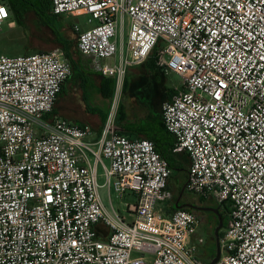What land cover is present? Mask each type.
<instances>
[{
  "label": "built area",
  "instance_id": "2783aa9c",
  "mask_svg": "<svg viewBox=\"0 0 264 264\" xmlns=\"http://www.w3.org/2000/svg\"><path fill=\"white\" fill-rule=\"evenodd\" d=\"M0 0V25L10 18ZM52 12L87 14L78 50L103 76L156 52L181 84L162 106L175 152L190 158L186 189L228 204L216 264H264V0H52ZM73 66L61 47L0 55V264H208L191 244L193 209L170 214L172 169L150 139L54 114ZM97 146L94 149L93 146ZM134 196L126 214L102 201Z\"/></svg>",
  "mask_w": 264,
  "mask_h": 264
},
{
  "label": "crops",
  "instance_id": "0c3cea01",
  "mask_svg": "<svg viewBox=\"0 0 264 264\" xmlns=\"http://www.w3.org/2000/svg\"><path fill=\"white\" fill-rule=\"evenodd\" d=\"M82 15L86 14H62L59 15V20L64 22L62 18L65 16ZM76 25L78 24L70 27L76 31ZM40 42L48 44L42 38ZM36 45L33 43L34 47ZM58 47L63 49L62 46ZM38 49V52L46 51L41 49V46ZM120 55L118 52L116 56L98 62H95L92 56L80 52L77 57L66 55L67 59L72 61L73 70L57 95L54 114L71 123L89 124L93 128V135L88 140L99 139L107 120L112 116L118 133L132 139L146 138L154 141L159 153L163 157L170 156L173 164L178 167L177 171L174 170L178 179V182H174V190L172 189L174 200L158 203V208L162 209L163 213L170 214L177 209L175 198L180 190L179 172L189 170L190 166L187 153L174 151L175 136L166 129L163 120L162 106L172 99L177 86H167L169 74L164 73L158 66L156 52H152L143 63L128 67L120 81L115 76L101 75L98 63L113 65L119 62ZM93 148L97 149V146ZM180 203L191 202L186 200L183 194Z\"/></svg>",
  "mask_w": 264,
  "mask_h": 264
},
{
  "label": "rangeland",
  "instance_id": "374dc122",
  "mask_svg": "<svg viewBox=\"0 0 264 264\" xmlns=\"http://www.w3.org/2000/svg\"><path fill=\"white\" fill-rule=\"evenodd\" d=\"M7 6L10 11V18L0 25V55L17 56L27 54V52H38L39 46L46 51L52 50L55 47L61 46L57 40V36L54 34L53 27H56L61 34L70 41L69 53L72 56H78V35L74 31L73 26L78 24L83 30L91 27L89 23V15L82 16H65L62 18L64 22L58 20L53 23V26L44 21L36 12H34L32 6L25 0H17L16 9L24 10L22 14H17L11 7L10 0L7 1ZM25 11H27L25 13ZM25 13V14H24ZM14 21V24H12ZM65 23V24H64ZM68 26H67V25ZM41 38L48 42H40ZM36 43L39 46H33ZM121 54V47H119V55ZM181 84V79L176 74H169L167 78V86L176 87ZM98 182L100 184L99 193L106 208L113 213L114 210L119 211L121 214H126V204L134 202V196L130 193H125L121 198L117 197L114 189H112V196H110L109 189L103 184L106 181L104 176V170L99 168ZM180 179L179 188L186 186L188 181V170H181L178 175ZM177 194V193H176ZM185 198L191 204L202 207H214L220 206V203L213 197H206L204 201L201 200L199 195H196L187 189L185 190ZM223 210V206H221ZM196 209L198 222L195 226L194 233L191 236V244L196 245L197 255L203 258L208 264L215 258L217 254L215 228L217 225V218L212 214V211H204ZM214 213V212H213ZM224 230L229 224V218L224 219ZM221 230V231H222Z\"/></svg>",
  "mask_w": 264,
  "mask_h": 264
},
{
  "label": "trees",
  "instance_id": "16d2710c",
  "mask_svg": "<svg viewBox=\"0 0 264 264\" xmlns=\"http://www.w3.org/2000/svg\"><path fill=\"white\" fill-rule=\"evenodd\" d=\"M25 1H27V3H29L32 6L33 9H31V10H33L34 12H36L44 21L50 23L52 26H53V23L54 22H57L60 19V16L59 15H56V14H53L52 13V0H25ZM10 2H11L12 9L17 14H22L24 12V10L16 9L15 5H16L17 0H10ZM26 12L27 11H25V13ZM51 19H53V20L51 21ZM53 30H54V34L57 36L58 42L60 43V45L63 47V50L65 51V54L67 56H70V53H69L70 52L69 49L71 47L70 41L68 39H66L61 34V32L57 30L56 27H53ZM39 52H44V51H39ZM27 53H31V51H29ZM164 157L167 159V161H168L169 166L171 167V169H173L172 175L170 177L169 188L171 190L172 189L174 190V188H173L174 182H178V179L176 177L177 172H174V170L177 171L178 170V167L173 164V160H172V158L170 156H164ZM181 191H182V189H180L178 191V195L176 196L175 201H177V199H178L179 194L181 193ZM200 197H201V200L202 201H204V199H206V197H204V196H200ZM182 198H183V196H182ZM223 207H224L223 210L221 208V205L218 206L217 208L219 209V211H220L223 219H225L229 215L230 208H229V205L226 204V203L224 204ZM212 214H214V216L217 217L215 213L212 212ZM219 222H220V219L217 218V225H219ZM222 234H223V230L220 232V236H222Z\"/></svg>",
  "mask_w": 264,
  "mask_h": 264
},
{
  "label": "water",
  "instance_id": "95a60500",
  "mask_svg": "<svg viewBox=\"0 0 264 264\" xmlns=\"http://www.w3.org/2000/svg\"><path fill=\"white\" fill-rule=\"evenodd\" d=\"M186 190V186H184L182 188V191L181 193L179 194V197L176 201V208L177 209H181V208H191V209H199V210H204V211H212L214 212L220 219V222H219V225L215 228V237H216V248H217V254L215 256V258L209 263V264H216L219 259H220V256H221V245H220V232L224 226V219L219 211L218 208H214V207H202V206H197V205H194V204H180V201H181V198L184 194Z\"/></svg>",
  "mask_w": 264,
  "mask_h": 264
},
{
  "label": "flooded vegetation",
  "instance_id": "af4514ba",
  "mask_svg": "<svg viewBox=\"0 0 264 264\" xmlns=\"http://www.w3.org/2000/svg\"><path fill=\"white\" fill-rule=\"evenodd\" d=\"M180 204H182V203H180ZM195 212H196V209H193ZM197 211H199V210H197Z\"/></svg>",
  "mask_w": 264,
  "mask_h": 264
},
{
  "label": "snow or ice",
  "instance_id": "6c2138e0",
  "mask_svg": "<svg viewBox=\"0 0 264 264\" xmlns=\"http://www.w3.org/2000/svg\"><path fill=\"white\" fill-rule=\"evenodd\" d=\"M0 11H2V10H0Z\"/></svg>",
  "mask_w": 264,
  "mask_h": 264
}]
</instances>
